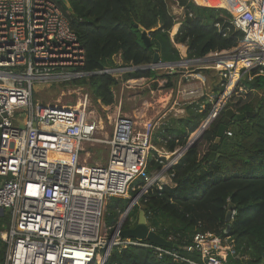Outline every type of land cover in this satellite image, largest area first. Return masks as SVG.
I'll return each instance as SVG.
<instances>
[{"label": "built area", "instance_id": "1", "mask_svg": "<svg viewBox=\"0 0 264 264\" xmlns=\"http://www.w3.org/2000/svg\"><path fill=\"white\" fill-rule=\"evenodd\" d=\"M241 4L243 10L225 9L235 31L245 35L237 47L188 60L185 45H176L184 62L170 71L200 63L220 73L230 97L243 79L251 81L253 71L264 75V0ZM175 5L182 9L176 18L180 21L185 11ZM258 12L263 14L261 21ZM86 60L82 42L55 0H0V209L11 215L0 236L6 244L4 264H104L114 248L130 247L153 249L190 264H223L227 255L240 258L230 238L216 234L197 233L186 247L200 254V263L146 241L124 238L128 210L115 225H106L111 199H128L135 207L154 188H175L170 170L187 150L181 147L170 153L155 146L164 117L139 125L119 110L109 116L108 133L103 120L90 110L89 94H83L75 107L35 104V85L87 77ZM179 94L188 100L198 91L183 88ZM46 135L70 139L75 151L52 148ZM97 143L107 144V163L83 162L84 146ZM150 158L161 169L150 171Z\"/></svg>", "mask_w": 264, "mask_h": 264}, {"label": "trees", "instance_id": "2", "mask_svg": "<svg viewBox=\"0 0 264 264\" xmlns=\"http://www.w3.org/2000/svg\"><path fill=\"white\" fill-rule=\"evenodd\" d=\"M55 1L86 50L84 72L88 76L69 83L86 88L95 102L100 101L106 107L115 105L114 91L122 81L161 78L167 80L166 88L172 89L173 79L178 77L171 71L161 74L155 70L102 73L118 70L119 60L124 67L120 69L145 67L153 63L156 48L162 63H178L183 56L176 45H185L184 57L188 60L200 59L214 51L234 49L245 36L235 31L232 15L225 10L242 7L244 0H230L227 5L220 0H69L75 16L59 0ZM177 3L185 11L180 21L171 9ZM257 19L263 20V14L258 12ZM141 27L150 38V47L144 42ZM222 91L224 88L215 86L214 94ZM228 104L237 114L252 113L253 116L232 121L218 145L217 158L206 163L218 129L224 123L223 110L202 140L171 168L176 187L166 185L161 190H151L130 212L124 227H135L143 210L156 233L178 246L165 249L181 258L201 262L200 254L189 252L186 247L192 245L197 233H203L230 238L240 258L227 255L222 258L223 264H264V75L253 71L251 81L243 79ZM185 109L184 117H170L157 130L156 147L170 153L186 147L191 136L208 119L213 105L202 99ZM149 169H161V165L150 158ZM129 204L128 199H111L105 215L106 225H115ZM230 204L235 215L229 224L226 216ZM10 223L9 213L0 215V236ZM5 256L6 244L0 239V264H4ZM107 264L190 263L166 254L160 256L153 249L130 247L114 248Z\"/></svg>", "mask_w": 264, "mask_h": 264}, {"label": "rangeland", "instance_id": "3", "mask_svg": "<svg viewBox=\"0 0 264 264\" xmlns=\"http://www.w3.org/2000/svg\"><path fill=\"white\" fill-rule=\"evenodd\" d=\"M244 1L250 2V0ZM171 9L176 18L180 14H183L181 12L182 9L178 10L177 6L174 4L171 5ZM184 59L187 58L184 57ZM117 64L120 65V68H124L121 60H119ZM201 65L202 64L198 63L176 69L175 71L177 72L173 74H178V77L173 79L175 87L172 89L166 88L167 80L161 78L157 80L131 79L122 81V84L115 88L114 91L116 95L115 105L107 109H104L99 102H95L86 88H76L68 82L35 85L33 100L35 104H40L41 106L58 105L63 107H75L83 94H89L91 100L90 110L95 112V114L103 120L106 131L111 133L112 128L109 125V116L117 114L119 110L122 115L136 118L138 124L141 125V123H147L148 121L158 120L163 117L165 120L170 117L182 118L186 115L185 108L187 105L199 103L202 99L212 103L213 110L216 109V105L222 107L227 97H230V93H224L227 90L226 87L222 85L221 76L218 71L206 70L203 68L204 66ZM155 71L164 74L169 73L170 70L158 69ZM122 73L123 72L120 74ZM216 85H219L220 88H224V91L220 94H214ZM183 88L196 89L198 91V96L194 99L185 100L183 95L179 94V91ZM204 108L203 106V109ZM196 134L197 132L191 136L190 140L193 139ZM201 140L202 138L198 143ZM88 154L90 155L88 156ZM81 159L83 162L87 161L89 165H105L109 159V148L107 144L104 143L87 144L84 146V151L81 153ZM168 181L170 180L167 178V182ZM137 184L138 182L135 183V185ZM131 195L134 197L135 193H131Z\"/></svg>", "mask_w": 264, "mask_h": 264}, {"label": "water", "instance_id": "4", "mask_svg": "<svg viewBox=\"0 0 264 264\" xmlns=\"http://www.w3.org/2000/svg\"><path fill=\"white\" fill-rule=\"evenodd\" d=\"M68 10L69 14L72 16H75V12L72 8V6L69 3V0H59ZM141 32H144L145 30L141 27L140 28ZM143 39L145 44L150 47L151 46V41L150 38L148 37V34L146 32L143 33ZM184 61H180L178 63H162L160 61V55L158 49L155 48V55L153 59V63L151 65L145 66V67H139V68H130V69H122V70H114L111 71V74H116L120 72H125V71H135V70H158V69H167V70H174V68L178 67L179 65L183 64ZM197 64V62H195ZM194 63V65H195ZM230 97H227L225 100V103L223 104L222 107H219L215 110H213L212 114L208 117L206 120L205 124L199 129L197 134L193 139L189 141L187 146L185 147L186 150L190 149L194 145L198 143V141L203 137L204 133L206 130L216 121V119L220 116L221 112L225 110V118H224V123L219 127L218 132H217V137L214 142L213 146V151L211 153V156L209 157L208 161L213 162L217 158V148L218 145L221 143L222 139L227 133L228 125L231 124L232 121H243L247 117H252V113H247V114H237L233 109L229 108V101ZM134 209V205L132 203L129 204L127 210L128 212H131ZM233 210L234 206L229 205V209L227 212L226 216V222L231 223L233 220ZM4 210L0 209V215H4ZM122 236L124 238H130V239H139L141 241H146L149 242L153 245L162 247V248H173V247H178L177 245H174L173 243L167 241L164 239L162 236H160L156 231L151 230L146 216L145 212L143 210L140 211L139 213V219L138 223L135 227L129 228V229H124L122 231ZM264 258V254H263ZM108 259L104 262V264H107Z\"/></svg>", "mask_w": 264, "mask_h": 264}, {"label": "bare ground", "instance_id": "5", "mask_svg": "<svg viewBox=\"0 0 264 264\" xmlns=\"http://www.w3.org/2000/svg\"><path fill=\"white\" fill-rule=\"evenodd\" d=\"M237 79V75L234 77V80ZM49 135H46L45 137L48 140V144L51 145L52 148H57V146L63 151V153H73L76 149V144L71 141L70 139H64V138H55V137H48Z\"/></svg>", "mask_w": 264, "mask_h": 264}, {"label": "crops", "instance_id": "6", "mask_svg": "<svg viewBox=\"0 0 264 264\" xmlns=\"http://www.w3.org/2000/svg\"><path fill=\"white\" fill-rule=\"evenodd\" d=\"M220 2H221L223 5H227V4L230 2V0H220ZM239 9H240V10H243L244 7L242 6V7H240ZM239 9H238V10H239Z\"/></svg>", "mask_w": 264, "mask_h": 264}]
</instances>
